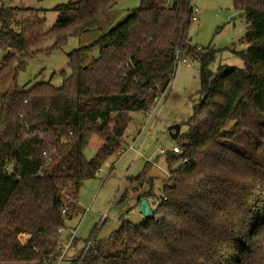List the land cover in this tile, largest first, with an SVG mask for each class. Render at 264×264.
Segmentation results:
<instances>
[{
  "label": "trees",
  "instance_id": "1",
  "mask_svg": "<svg viewBox=\"0 0 264 264\" xmlns=\"http://www.w3.org/2000/svg\"><path fill=\"white\" fill-rule=\"evenodd\" d=\"M118 1L56 6L57 22L47 32L43 10L0 8V51L18 53L7 54L9 62L61 49ZM191 1L142 0L97 39L91 64H83V48L69 55L62 87L46 82L0 93L1 263H57L58 229L84 213L83 183L123 152L131 114L147 113L166 96L181 49L199 62V99L176 140L181 153L167 157L169 180L154 200V217L139 225L123 220L105 241L94 236L73 264L81 257L83 264H264V0H233L247 25V48L236 52L244 67L221 65L215 73L214 49L188 43ZM22 12L30 15L16 22ZM51 39L52 48L43 50ZM8 62L0 79L25 66ZM94 135L102 145L88 161L84 149ZM148 170L136 178L135 192L150 184L138 203L153 196Z\"/></svg>",
  "mask_w": 264,
  "mask_h": 264
},
{
  "label": "rangeland",
  "instance_id": "2",
  "mask_svg": "<svg viewBox=\"0 0 264 264\" xmlns=\"http://www.w3.org/2000/svg\"><path fill=\"white\" fill-rule=\"evenodd\" d=\"M75 0H0V8H17L20 10H43L40 17L45 19L44 31L50 30L57 22L56 6ZM142 0H119L116 6L104 14L96 26L88 33L80 36H70L61 49H51L54 40H49L43 50L49 52L39 54L34 58H22L21 61H7V54L16 55L13 50L0 51V68L7 62L12 68L24 62L23 69L9 71L0 79V92L10 93L15 87L28 90L33 86L50 82L54 87L63 86L65 77H69V55L78 49L83 50V64L89 65L99 56V48L94 43L108 30L123 21L133 10L140 7ZM172 2L162 1V5ZM191 4L198 7L197 21H191L188 28V43L192 47L214 49V59L209 69L215 73L221 65L243 68V61L236 52L245 51L247 44L243 41L246 33L244 13L237 10L233 0H192ZM30 14L20 13L15 21L20 22ZM15 28V26H14ZM199 62L192 56H187L177 71L166 96L159 98L147 113L131 114L126 135L124 136L123 154L111 156L102 166L95 178L86 180L79 194V204L84 213L68 221L76 231L77 244L57 260L56 264H71L77 257V252L86 247L87 241L94 236L96 241H105L117 231L123 220L134 225L142 222L138 199L149 191L150 184L144 182L138 186L136 178L148 166L147 179L153 180L152 197L148 201L152 207L155 198L162 197V189L169 180L167 157L178 145L171 138L169 128L180 126V135L187 131L186 122L193 114L195 102L199 99L200 76ZM16 71V72H15ZM102 145L98 136H92L84 149V157L90 161ZM131 146V147H130ZM163 151V153H162ZM178 164L175 165V168ZM126 195V196H125ZM154 197V198H153ZM29 235H20L21 243H26ZM77 251L75 252V249ZM0 264H30L1 263Z\"/></svg>",
  "mask_w": 264,
  "mask_h": 264
},
{
  "label": "built area",
  "instance_id": "3",
  "mask_svg": "<svg viewBox=\"0 0 264 264\" xmlns=\"http://www.w3.org/2000/svg\"><path fill=\"white\" fill-rule=\"evenodd\" d=\"M199 9L197 7H194L191 5V21H197L198 20V14H199ZM175 57H176V71H177V68L180 69L181 65L183 63H186L187 62V57H185L183 55V51L181 49H178L176 50L175 52ZM163 153V151H162ZM173 153H176V154H180L181 153V150L178 146H175L173 148ZM183 163H186L187 160L186 159H183L182 160ZM65 211H63L64 213ZM68 230L63 227V228H60L58 229V233L63 235L67 232ZM76 239V231L75 230H69V235L67 237V240L64 242V241H60L59 245L61 247V255H64V253H66L67 251H69L71 248H73V242L74 240ZM86 247H85V251H87V249L90 247V245L92 244V239H90L89 241H87L86 243ZM83 258H79L76 262V264H83Z\"/></svg>",
  "mask_w": 264,
  "mask_h": 264
},
{
  "label": "water",
  "instance_id": "4",
  "mask_svg": "<svg viewBox=\"0 0 264 264\" xmlns=\"http://www.w3.org/2000/svg\"><path fill=\"white\" fill-rule=\"evenodd\" d=\"M171 138L177 140L180 136V126L175 125L169 128ZM139 210L145 220L152 219L154 217V210L150 205L147 198H143L139 201Z\"/></svg>",
  "mask_w": 264,
  "mask_h": 264
},
{
  "label": "crops",
  "instance_id": "5",
  "mask_svg": "<svg viewBox=\"0 0 264 264\" xmlns=\"http://www.w3.org/2000/svg\"><path fill=\"white\" fill-rule=\"evenodd\" d=\"M191 5H192V4H191ZM192 6H193V5H192ZM197 8H198V7H197ZM0 93H1V92H0ZM126 137H127V139H126V142H125V143H127L128 139H129V138H128V137H129V134H127ZM130 147H131V146H130ZM124 151H125V150H124ZM124 151H123V152H124ZM123 152H122L121 154H119V155H122ZM99 172H100V171H99ZM99 172H98V173H99ZM142 217H143V216H142ZM143 220H144V218L142 219V221H143ZM65 228H66L68 231H67L65 234L62 235V241H64V242L67 240V237H68V235H69V230H75V228L73 227V225H69V224H68V221L66 222V226H65ZM76 239H77V238H76ZM73 247H74V246H73ZM74 248H75V247H74ZM74 248H71V249H74ZM71 249H70V250H71ZM70 250H69V251H70ZM76 251H77V248L75 249V252H76ZM71 264H73V260H72V263H71Z\"/></svg>",
  "mask_w": 264,
  "mask_h": 264
}]
</instances>
